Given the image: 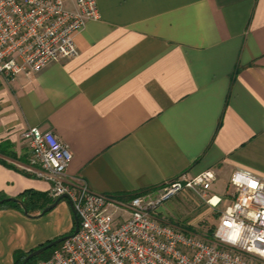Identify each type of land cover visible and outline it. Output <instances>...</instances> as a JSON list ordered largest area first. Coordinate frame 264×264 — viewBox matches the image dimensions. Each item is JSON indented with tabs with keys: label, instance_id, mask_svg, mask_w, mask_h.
Instances as JSON below:
<instances>
[{
	"label": "crops",
	"instance_id": "0c3cea01",
	"mask_svg": "<svg viewBox=\"0 0 264 264\" xmlns=\"http://www.w3.org/2000/svg\"><path fill=\"white\" fill-rule=\"evenodd\" d=\"M96 1L74 57L0 77V194L49 197L22 168L29 127L69 146V179L120 200L182 173L264 177V0ZM39 213L0 209V264L74 230L65 199Z\"/></svg>",
	"mask_w": 264,
	"mask_h": 264
},
{
	"label": "built area",
	"instance_id": "2783aa9c",
	"mask_svg": "<svg viewBox=\"0 0 264 264\" xmlns=\"http://www.w3.org/2000/svg\"><path fill=\"white\" fill-rule=\"evenodd\" d=\"M98 18L96 0H0V77L31 75L74 57L76 33ZM22 138L29 150L22 168L50 182L51 199L66 195L78 219L77 232L38 264H264V177L232 173V201L209 239L160 220L158 213L184 192L218 210L223 198L212 193L213 170L182 173L155 191L120 200L68 178L72 153L54 132L29 127Z\"/></svg>",
	"mask_w": 264,
	"mask_h": 264
},
{
	"label": "rangeland",
	"instance_id": "374dc122",
	"mask_svg": "<svg viewBox=\"0 0 264 264\" xmlns=\"http://www.w3.org/2000/svg\"><path fill=\"white\" fill-rule=\"evenodd\" d=\"M224 186L225 184L217 182L212 187V193H223V202L218 210L212 209L194 194L184 192L160 207L158 213L160 220L189 233L206 236L210 239L213 232L210 233V230L215 228L221 211L225 210L232 201V189L229 186L226 188ZM185 193L187 196L181 197Z\"/></svg>",
	"mask_w": 264,
	"mask_h": 264
},
{
	"label": "trees",
	"instance_id": "16d2710c",
	"mask_svg": "<svg viewBox=\"0 0 264 264\" xmlns=\"http://www.w3.org/2000/svg\"><path fill=\"white\" fill-rule=\"evenodd\" d=\"M137 194H139V193H134V194L128 195V196H126L127 198H125V199H130V198H132L133 196H135ZM5 198H7V197H5L4 195L0 194V200L5 199ZM14 199H16L17 201L16 202L15 201L14 202L13 201H9V202L3 203L2 205H0V209L4 208V207H10V208H14V209H18V210L22 211V208H25L27 210L28 214L38 213V212H41L46 206L52 204L56 200V199L53 200V199L47 197L44 194H39V193H36V192H33V191H25L22 194H20L18 197L14 198ZM215 228H216V226H215ZM214 229H211L210 233ZM72 233H73V230H72L71 234ZM51 241H48L45 244H47V243H49ZM45 244H43V245H45ZM59 245L60 244H58V245H56V246L44 251L39 256L30 259L27 262V264H38L39 261L46 259L48 257V255L55 248H57ZM33 250H35V249H33ZM31 251H29V252H31ZM29 252L16 251L14 253L13 264H21L22 261L24 260V258L27 256V254Z\"/></svg>",
	"mask_w": 264,
	"mask_h": 264
},
{
	"label": "water",
	"instance_id": "95a60500",
	"mask_svg": "<svg viewBox=\"0 0 264 264\" xmlns=\"http://www.w3.org/2000/svg\"><path fill=\"white\" fill-rule=\"evenodd\" d=\"M63 199H65V200L68 201V203H69V205H70V207H71V210H72V212H73V215H74V230H73V233H75V232H77V230H78V219H77V216H76V214H75V212H74V210H73L72 204H71V202L68 200V198H67L66 195H63V196H60L59 198H57L52 204H50L49 206L45 207V208L39 213V215H43V214H45L46 212L52 210L53 208L56 207V205L58 204V202L61 201V200H63ZM9 201H13V202L15 201V202H16L17 200L14 199V198H5V199L0 200V205H2L3 203L9 202ZM22 211H23V213H24L25 215L29 216V214H28V212H27V210H26L25 208H22ZM71 235H72V234L65 235V236H60V237H58V238L52 240L51 242H49V243H47V244H45V245H41V246H39L38 248H36L35 250H32L31 252H29V253L27 254V256L24 258V260L22 261L21 264H27V262H28L30 259H32V258H34V257H37V256H39L41 253H43L44 251H46V250H48V249H50V248H52V247H54V246L60 244L61 242H63V241L66 240L67 238H69Z\"/></svg>",
	"mask_w": 264,
	"mask_h": 264
},
{
	"label": "bare ground",
	"instance_id": "6f19581e",
	"mask_svg": "<svg viewBox=\"0 0 264 264\" xmlns=\"http://www.w3.org/2000/svg\"><path fill=\"white\" fill-rule=\"evenodd\" d=\"M213 202H215V199L213 200Z\"/></svg>",
	"mask_w": 264,
	"mask_h": 264
}]
</instances>
